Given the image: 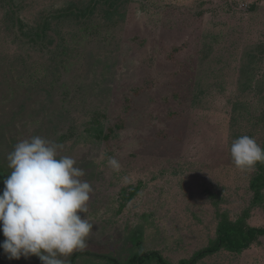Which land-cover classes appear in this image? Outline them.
Returning <instances> with one entry per match:
<instances>
[{
	"label": "rangeland",
	"instance_id": "1",
	"mask_svg": "<svg viewBox=\"0 0 264 264\" xmlns=\"http://www.w3.org/2000/svg\"><path fill=\"white\" fill-rule=\"evenodd\" d=\"M80 1L0 0V169L10 173L7 156L21 140L56 142L47 120L58 118L57 131L70 135L60 155L84 168L93 189L80 214L93 233L77 251L87 254L72 264H110L100 257L121 262L144 252L169 264L189 260L215 238L217 215L235 221L250 204L252 171L234 165L230 146L264 108L253 93L240 96L237 83L249 49L262 50L257 72H264V0H129L124 22L91 37L65 23L52 25L51 46L18 39L14 19L34 26ZM60 35H73L66 57L53 51ZM205 44L212 49L203 59ZM236 101L245 121L232 124ZM94 109L105 125L122 124L107 141L86 135L83 124ZM3 180L0 174V193ZM132 190L135 196L124 200ZM246 222L264 228V208L252 209ZM136 229L138 246L130 241ZM0 264L42 262L10 260L0 248ZM196 264H264V237L239 254L221 250Z\"/></svg>",
	"mask_w": 264,
	"mask_h": 264
},
{
	"label": "clouds",
	"instance_id": "2",
	"mask_svg": "<svg viewBox=\"0 0 264 264\" xmlns=\"http://www.w3.org/2000/svg\"><path fill=\"white\" fill-rule=\"evenodd\" d=\"M62 145L40 136L19 141L7 156L11 170L0 193V248L8 259L36 256L42 264H66L74 252L88 247L93 224L87 213L93 191L84 168ZM235 166L253 171L264 163V149L248 135L230 146ZM109 163L118 168L115 159Z\"/></svg>",
	"mask_w": 264,
	"mask_h": 264
},
{
	"label": "trees",
	"instance_id": "3",
	"mask_svg": "<svg viewBox=\"0 0 264 264\" xmlns=\"http://www.w3.org/2000/svg\"><path fill=\"white\" fill-rule=\"evenodd\" d=\"M137 1V0H135ZM126 2L129 0H81L78 4L70 3L64 8L54 11L50 15L44 17L34 26H27L14 19V25L19 30L20 34L17 35L18 39L23 37L24 42L35 47L51 46L56 41L49 35L52 25H61L65 23H74V27H77L81 32L86 31L87 36L92 35L91 31L109 30L118 26V24L124 22ZM49 18V19H48ZM52 20L53 23H49ZM23 27L28 29V32H23ZM57 32V31H56ZM84 33V32H82ZM73 34V33H72ZM59 44L53 49L56 51L57 56L66 57L70 52V47L66 41L72 40L66 39L64 35H60ZM91 37V36H90ZM206 49L201 53L203 59L211 53V45L205 44ZM258 48L247 50L242 57V62L238 70V91L240 96H246L249 93H253L255 96L260 97L261 103L264 104V72L258 73L259 63L261 62V55ZM53 53V52H52ZM260 74V78L258 77ZM44 91L43 89H40ZM197 98V96H196ZM196 101H194L195 103ZM243 102V101H242ZM241 101H236L232 105L231 113L234 116L232 124L245 121L243 120L244 109L240 107ZM24 108V105H21ZM257 110V109H255ZM258 111V110H257ZM256 112V111H255ZM247 115L253 116L254 110L251 111L247 108ZM89 118L83 124L85 126L86 135L88 138L96 142L107 141L112 135L116 134L122 128L121 125L110 126L103 123V112L98 110L89 111ZM58 118L48 117L47 123L50 127L47 128L48 136H52L58 143L62 144L70 139L68 133H59ZM254 119L246 120L244 123L249 131H242L239 134H233L231 143L243 136L248 135L256 140L258 145L264 149V108L259 110V115ZM254 120V121H253ZM36 122V121H35ZM0 130L5 129V126H1ZM0 174L3 178H6V171L0 169ZM249 190L252 192L249 207L244 213L235 221H231L227 214L217 215L216 236L210 241L207 248L198 251L193 254L189 260H182L177 264H196L201 259L213 255L221 250L229 253L239 254L243 250H246L250 245L256 242L257 238L264 237V228H255L247 224L249 212L254 208H264V163H258L255 169L252 171V175L249 181ZM136 194L135 190H132L128 196H124L126 201H130ZM123 197V196H122ZM123 197V198H124ZM141 237L140 230H133L130 241L135 243V246L139 245ZM87 253L76 252L72 255L71 264L74 260ZM110 264H148L152 259L155 264H169L159 253L157 252H144L133 253L126 256L124 261H118L115 258L101 256Z\"/></svg>",
	"mask_w": 264,
	"mask_h": 264
},
{
	"label": "built area",
	"instance_id": "4",
	"mask_svg": "<svg viewBox=\"0 0 264 264\" xmlns=\"http://www.w3.org/2000/svg\"><path fill=\"white\" fill-rule=\"evenodd\" d=\"M137 1H143V0H137Z\"/></svg>",
	"mask_w": 264,
	"mask_h": 264
}]
</instances>
